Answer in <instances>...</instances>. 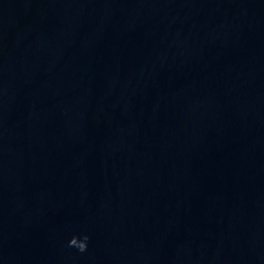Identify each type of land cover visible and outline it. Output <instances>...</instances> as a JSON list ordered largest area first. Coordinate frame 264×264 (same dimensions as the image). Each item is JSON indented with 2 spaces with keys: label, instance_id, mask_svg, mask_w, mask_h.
Instances as JSON below:
<instances>
[{
  "label": "water",
  "instance_id": "obj_1",
  "mask_svg": "<svg viewBox=\"0 0 264 264\" xmlns=\"http://www.w3.org/2000/svg\"><path fill=\"white\" fill-rule=\"evenodd\" d=\"M0 264H264V0H0Z\"/></svg>",
  "mask_w": 264,
  "mask_h": 264
},
{
  "label": "clouds",
  "instance_id": "obj_2",
  "mask_svg": "<svg viewBox=\"0 0 264 264\" xmlns=\"http://www.w3.org/2000/svg\"><path fill=\"white\" fill-rule=\"evenodd\" d=\"M89 240V237L87 235H85L83 237V239H79L78 237H73L71 240H70V243H69V246H75L77 247L81 252L83 251H86L87 250V247H88V244H87V241Z\"/></svg>",
  "mask_w": 264,
  "mask_h": 264
}]
</instances>
